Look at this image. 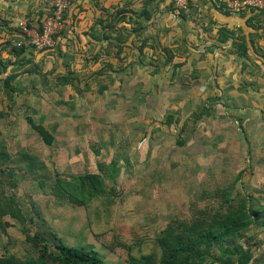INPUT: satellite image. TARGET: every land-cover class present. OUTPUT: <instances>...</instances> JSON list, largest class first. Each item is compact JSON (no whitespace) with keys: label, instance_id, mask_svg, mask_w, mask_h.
<instances>
[{"label":"rangeland","instance_id":"obj_1","mask_svg":"<svg viewBox=\"0 0 264 264\" xmlns=\"http://www.w3.org/2000/svg\"><path fill=\"white\" fill-rule=\"evenodd\" d=\"M51 2L19 21L37 28ZM18 22L3 30L15 34ZM57 42L23 66L39 72L12 80L13 92H4L0 78V146H6L0 153V256L8 264L39 258L34 232L46 237L52 253L61 240L95 249L104 264H155L167 242L201 229L208 215L237 205L264 207V121H243L244 113L257 111L214 101L202 88L195 95L174 85L151 89L143 70L129 99H118L113 89L97 102L93 90L84 104H64L54 86L65 64L41 58ZM172 103L176 113H165ZM258 110L264 120V108ZM150 112L156 117L149 119ZM28 116L53 134L51 144ZM71 175L97 178V192L78 191ZM222 245H214L200 264H264V218ZM239 251L248 255L240 262Z\"/></svg>","mask_w":264,"mask_h":264},{"label":"crops","instance_id":"obj_2","mask_svg":"<svg viewBox=\"0 0 264 264\" xmlns=\"http://www.w3.org/2000/svg\"><path fill=\"white\" fill-rule=\"evenodd\" d=\"M44 1L0 0L1 81L10 76L11 84L20 75L27 79L39 72L23 66L44 52L29 47L10 52L6 41L15 34L3 29L27 21L29 11L41 9ZM68 10L58 46L41 56L44 63L51 57L56 66L65 64L66 78H58L54 86L59 102L84 104L93 94L97 102L103 101L113 89L118 99H129L134 96L136 75L143 70L151 89L174 85L195 95L202 88L214 101L223 98L232 107L257 111H245V125L264 121L258 113L264 108L263 13L252 8L230 12L225 0H189L182 14L170 0H72ZM148 94L152 96L151 91ZM175 105L165 113H176L171 110ZM149 116L156 117L151 112Z\"/></svg>","mask_w":264,"mask_h":264},{"label":"trees","instance_id":"obj_3","mask_svg":"<svg viewBox=\"0 0 264 264\" xmlns=\"http://www.w3.org/2000/svg\"><path fill=\"white\" fill-rule=\"evenodd\" d=\"M185 11H180V14ZM256 11L261 12L258 10ZM65 15L66 13L64 14V17ZM43 17L44 16L42 15V17L38 20V29L41 28V19ZM122 17L125 16L123 15ZM16 31L17 32L14 36L15 39L18 38L17 33H19V29ZM58 37L56 38L57 41ZM6 42L8 45H10V52L16 51L19 53L27 48L26 46H19L15 43L13 45L9 40ZM140 48L142 49L141 46ZM0 65L1 71L3 67L2 62H0ZM62 77L66 78V74H64ZM10 81V76H6L2 81V87L6 94L7 92L11 93L15 90V86L10 84ZM171 119V116H168L167 122L170 123ZM27 120L38 132L41 139L46 144H51L53 142V134L47 131V128L41 124H36L29 116L27 117ZM5 151L6 146L1 145L0 153H5ZM71 177L77 181L76 187L78 191L81 192L90 187L93 192H97V187L93 184V181L97 178L92 180L91 177L88 178V176L84 175H71ZM96 182L99 183L98 180H96ZM7 207L8 210L11 211L13 203L9 202ZM208 217L209 220L206 221V224L201 229L198 228L197 231L195 230L189 235L177 234L172 240L167 242L163 246L161 254L155 264H194L195 261H197V264H200L201 258L205 256H211V251L214 245L221 246L223 241L231 239L233 236L238 234L240 230L250 226L251 224H254L257 219L264 218V207L245 209L237 205L235 208H231L220 215H208ZM33 237L38 242L39 258L28 259L26 264H47L45 262L46 258L53 259V261L57 262V264H104L102 257L93 248L82 249L72 247L65 244L61 240H58L54 245L56 253H52L49 250L48 241L45 236L39 234L38 232H34ZM239 253L240 254L237 256L236 261L240 262L248 256L245 251H239ZM9 261L10 260L6 259L5 256H0V264H8L10 263Z\"/></svg>","mask_w":264,"mask_h":264},{"label":"built area","instance_id":"obj_4","mask_svg":"<svg viewBox=\"0 0 264 264\" xmlns=\"http://www.w3.org/2000/svg\"><path fill=\"white\" fill-rule=\"evenodd\" d=\"M177 11L187 10L189 0H170ZM227 10L236 12L242 8H252L264 14V0H225ZM72 0H52L50 11L41 21V28H29L25 22H18V38L14 40L16 45L31 47L38 52L44 49H52L57 42V35L63 28L64 14L70 8Z\"/></svg>","mask_w":264,"mask_h":264}]
</instances>
